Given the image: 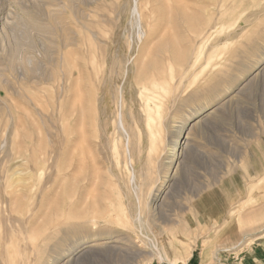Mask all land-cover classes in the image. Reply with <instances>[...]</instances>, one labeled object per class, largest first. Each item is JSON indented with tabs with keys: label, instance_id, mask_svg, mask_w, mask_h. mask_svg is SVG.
Segmentation results:
<instances>
[{
	"label": "rangeland",
	"instance_id": "1",
	"mask_svg": "<svg viewBox=\"0 0 264 264\" xmlns=\"http://www.w3.org/2000/svg\"><path fill=\"white\" fill-rule=\"evenodd\" d=\"M135 1L0 0V264H75L77 259L76 264H264V0H141L149 46L143 58L150 64L140 58L137 66L149 65L150 72L154 63L165 65L156 85L148 86L155 99L148 112L135 81ZM55 15L62 18L63 33L55 30ZM67 36L79 45L72 43L69 59L58 68L55 42ZM93 38L113 46L97 59L102 63L107 55L104 73L93 79L94 92L103 99L87 107L86 78L75 66L82 42ZM126 65L129 75L123 79ZM120 85L126 90L123 119L133 184L125 168L128 139L114 123ZM71 102L88 112L91 127L84 120L88 130L78 129L88 149L82 152V140L73 146L77 162L69 177L61 175L71 184L53 188L54 158L48 166L39 162L45 152L64 156L67 128L75 120ZM175 137L179 152L169 162L164 147ZM41 149L47 151L40 154ZM86 165L91 170L84 179ZM92 203L106 214L96 215L95 226L79 233L87 245L74 251L76 260L68 243L58 252L57 233L65 238L69 226L90 216L71 217L72 211ZM138 210L146 236L134 222ZM152 237L161 240L164 252L153 251ZM242 238L245 242L233 247ZM189 252L192 257L184 262Z\"/></svg>",
	"mask_w": 264,
	"mask_h": 264
},
{
	"label": "bare ground",
	"instance_id": "2",
	"mask_svg": "<svg viewBox=\"0 0 264 264\" xmlns=\"http://www.w3.org/2000/svg\"><path fill=\"white\" fill-rule=\"evenodd\" d=\"M55 1V0H54ZM63 2V1H62ZM61 2V3H62ZM53 4H55V2L53 3ZM142 4L143 3H141V0H139V1H135V4H134V6H133V8H132V12H131V16H133L134 17V19H135V28H136V30H137V39H138V43H137V54H136V57H135V59H134V66H135V69H136V71L139 69V67L137 66V64H139V62L140 61H142V60H140V58L141 59H144L143 60V63H144V61H146L145 60V58H143V56L145 57V55H144V51H145V49H147V47H149L148 46V40H147V32H148V30L146 31V29L145 28H148L147 27V25H148V23H147V25H146V23L143 21V14L144 13H142L143 11H142ZM49 5H51V4H49ZM56 5V4H55ZM58 6H60V5H57V7H56V9L58 8ZM53 7V6H52ZM52 7H51V9H52ZM144 8V7H143ZM59 10V9H58ZM57 10V11H58ZM56 11V10H55ZM58 13V12H57ZM53 14H55V13H52V15ZM59 14V13H58ZM51 15V16H52ZM56 17L52 20V22H54L55 23V30H57V34L59 33V32H62L61 31V29H60V25L62 24V18H60L58 15H55ZM145 17V16H144ZM197 24V23H196ZM196 24H194L195 25V27L194 28H197V26H196ZM59 25V29H56V27ZM133 25V24H132ZM203 26V25H202ZM53 27H54V25H53ZM190 27V26H189ZM199 28V27H198ZM201 29V28H200ZM199 29V30H200ZM68 30V29H67ZM88 30V29H87ZM194 31H196V29H193ZM69 31V30H68ZM71 31V30H70ZM193 32V31H192ZM63 33V32H62ZM65 33V32H64ZM191 33V32H190ZM55 34V33H54ZM56 34V35H57ZM73 34V33H72ZM158 34V33H157ZM68 35V34H67ZM76 35V34H75ZM165 35V34H164ZM66 36V35H65ZM68 36H70V35H68ZM68 36L67 37H65V38H63V40L61 41V42H59V40H57L55 43L53 42L52 44L54 45L55 44V46H56V48H57V57H56V65L58 66V68H59V66H63V63H64V59H65V57L67 58V55L69 56V54H70V50H67V49H69V48H71V45H72V43H74V45H79V42H77V40L75 41L74 40V38H73V41H71V37L70 38H68ZM95 36V35H94ZM57 37V36H56ZM64 37V36H63ZM158 37V36H157ZM164 37V36H163ZM58 38V37H57ZM149 38V37H148ZM60 39V38H59ZM96 39H98V38H93V39H89V40H87L86 41V44L84 43V42H82V44H83V46H84V48H83V51H82V53H81V55H79V56H77V58H78V61L75 59L76 58V56H75V60H76V68H78V70H76L77 71V73L78 74H83L84 75V78H86V81H84V82H82L83 84H85L86 86H84V85H82V86H84V87H86V89H87V95H88V103H87V107H89V106H93V105H98V103H100L101 102V100L103 99V97L100 95V92L98 91L97 92V94L98 95H96L95 94V92H94V88H95V84H94V81H93V79L95 78V79H97L101 74H100V72H101V70H102V72L104 73V66H103V64L104 65H106V60H105V58H106V56L105 57H103L102 59H103V61H102V63H101V61H100V63L98 62V58H99V56L101 57V56H103V51H105V49H107V48H110V47H112L113 46V43H105V42H103V43H105V44H103V43H100L99 41H101V40H96ZM101 39V38H100ZM127 39V38H126ZM150 39V38H149ZM154 39V38H153ZM55 40V39H54ZM102 40H103V38H102ZM159 41H160V39H158ZM157 40V38L156 39H154V41H158ZM105 41V40H104ZM108 42V41H107ZM161 42V41H160ZM58 43V44H57ZM126 43H127V41H126ZM132 41H129V48H127L128 50L132 47ZM154 43H156V42H154ZM154 43H152L153 45H155ZM159 43V42H158ZM157 43V44H158ZM151 45V44H150ZM156 46H158V45H156ZM160 46V48L161 49H163L162 48V46H161V44L159 45ZM159 46H158V51L157 52H159ZM54 47V46H53ZM151 47V46H150ZM179 47V46H178ZM177 47V48H178ZM114 48V47H113ZM153 48H157V47H153ZM164 48H167V47H164ZM176 48V47H175ZM176 48V49H177ZM102 49H104V50H102ZM165 50H167V49H165ZM171 50V49H170ZM178 50V49H177ZM70 51V52H69ZM154 51V50H153ZM161 51L162 50H160V54H163L162 56H164V53L165 52H163L162 51V53H161ZM181 51V50H180ZM169 53L171 52V51H168ZM176 52V51H175ZM55 53V54H56ZM108 53V52H107ZM177 53V52H176ZM105 54V53H104ZM171 54V53H170ZM178 54V53H177ZM78 55V54H77ZM153 55V54H152ZM55 56V55H54ZM114 56V55H113ZM149 55H147V57H148ZM160 57V55H159V58H161L160 60H162L164 57ZM165 56H166V53H165ZM174 56V55H173ZM178 57V56H177ZM151 58V59H150ZM149 59L150 60H152V57H150ZM157 58V57H156ZM174 58V57H173ZM30 59H32V58H30ZM67 59H69V57L67 58ZM72 59V58H71ZM148 59V60H149ZM165 59H166V57H165ZM101 60V59H100ZM132 60V58H130L129 59V61H128V63L130 62ZM140 60V61H139ZM153 60H155V59H153ZM177 60H178V58H177ZM179 60H181V58L179 59ZM31 61V60H30ZM71 61V60H70ZM72 61H74V60H72ZM78 62H80V64H78ZM127 62V61H126ZM149 62V64H150V61H148ZM148 62H145V63H147L148 64ZM162 62V61H161ZM28 63V62H27ZM67 63V62H66ZM72 63H74V62H72ZM110 63V67L112 68V67H114L115 65H116V61L113 59L112 61H110L109 62ZM120 63V62H119ZM144 63V64H145ZM30 64V63H29ZM37 64V63H36ZM43 64V63H42ZM42 64H40V65H42ZM39 65V64H38ZM67 65V64H66ZM71 65H73V64H70L69 66H71ZM120 65H122V64H119V67H120ZM141 65V64H140ZM68 66V67H69ZM123 66V65H122ZM148 67H149V65H147ZM147 66L146 65H143L142 66V69L140 70H138L137 72L138 73H136L137 75H136V78H135V81H136V83H137V86H138V89H139V91H138V96H139V99H140V101H142V102H144V105L147 107V112H148V107L150 106V101H153V99L154 98H152L151 96H148V94H147V91H148V86H150V85H156L155 84V77H162V75L164 74V70H165V68H164V66H163V64H161V63H154V64H152V69L153 70H151L150 72H149V70H146L147 69ZM66 67V66H65ZM74 67V68H75ZM105 67H107V66H105ZM138 67V68H137ZM141 67V66H140ZM151 67V66H150ZM70 68H72V67H70ZM122 68V67H121ZM106 69V68H105ZM26 70H28V69H26ZM123 70V69H122ZM122 70H121V72H122ZM120 71V70H119ZM101 72V73H102ZM68 73H70V72H68ZM74 73V72H73ZM55 74V73H54ZM53 74V72H52V75H54ZM75 74V73H74ZM100 74V75H99ZM123 74V79H125L128 75H129V69L127 68V65L126 66H124V73H122ZM55 75H57V74H55ZM54 75V76H55ZM71 75V74H70ZM70 75H69V78H70ZM135 75V74H134ZM47 76V75H46ZM53 76V78H55ZM75 76V75H74ZM77 76V75H76ZM82 76V75H81ZM83 77V76H82ZM102 77V76H101ZM114 77V76H113ZM51 78V77H50ZM78 78V77H77ZM42 79V78H41ZM56 79V78H55ZM54 79V80H55ZM70 79H72V77L70 78ZM75 79V78H74ZM79 79V78H78ZM120 79V78H119ZM154 79V80H153ZM40 80V79H39ZM53 80V79H52ZM42 81H44V78L42 79ZM80 81V80H79ZM82 81V80H81ZM51 82V81H50ZM53 82H56V81H53ZM52 83V82H51ZM68 83H69V81H68ZM75 83V82H74ZM74 83H72V84H74ZM76 84H77V82H76ZM123 84V83H122ZM81 84H79L78 85V87L77 86H75V87H77V88H79V87H81L80 86ZM71 86V83H70V85H69V87ZM74 86V85H73ZM73 86H71L72 87V89H71V91L74 89V87ZM53 87H54V85H53ZM76 88V89H77ZM82 88L83 87H81L80 89L82 90ZM56 89V88H55ZM80 89H78V90H80ZM118 94L116 95V105L118 106V110H117V114H116V122H114L115 124H116V126H117V128L120 130V131H122L125 135H126V137H127V139H128V144H127V147H126V152H127V154H126V166H125V168H126V170H128V172H129V177H128V180H129V183L130 184H133L134 183V181H135V174L130 170V164L129 163H131V165H132V156H131V149H130V139H129V135H128V132H127V130H126V127H125V124H124V119H123V117H124V113H123V106H124V94H125V89L123 88V86H119L118 88ZM77 92V91H76ZM84 92V91H83ZM82 92V93H83ZM71 93V92H70ZM69 93V94H70ZM74 93V92H73ZM78 93H79V91H78ZM77 94V93H76ZM73 96H74V94H72ZM79 95V94H78ZM76 96V95H75ZM84 96H85V93H84ZM70 97V96H69ZM78 97V99H79V96H77ZM73 98V97H72ZM80 98H81V95H80ZM86 97H84V99H85ZM71 101L73 100V99H71V98H69ZM77 99V98H76ZM76 99H74V100H76ZM77 99V100H78ZM82 99H83V96H82ZM70 100H69V102H70ZM73 100V101H74ZM81 100V99H80ZM79 100V102H81ZM155 100V99H154ZM71 103H74V104H76L77 103V101H76V103L75 102H71ZM54 104V103H53ZM68 105H71L70 103H67ZM73 104V107H72V109H71V115L72 116H74V117H76V118H74L73 117V119H75V120H72V122H70L69 123V125H68V133H66L67 134V136H65V137H68L69 139H68V141H67V138H66V141H67V143H66V145L63 147V150L61 151L62 152V154L64 153V156L62 157V155L60 154V153H58V154H56L55 152H53V155L52 154H48V153H46L45 151H47V150H45L44 151V149H41L42 151H41V153L40 154H42V152L44 151L45 153L42 155L43 157V159L42 160H40V162H39V166L40 165H47L46 163H47V161H48V158L50 159V160H52L53 161V158H54V160H55V163H53V167L55 166V168H56V170H57V173H56V179L54 178V180L55 181H53L52 182V185L51 186H54L53 188H62L63 189V187L65 188V183H67L69 180L66 178L65 179V181L64 180H62L61 179V175L62 174H67V177H69V175L72 173V169H74V163L75 162H77L76 161V159L74 158V153H72V149H73V146H75L77 143L79 144V142H80V144H81V140H82V144H81V146L80 147H82V145H85V149H84V151H82V152H85L86 151V149H88L87 148V146H86V143L85 144H83V142H85V139H86V137L85 138H83V136L81 135L82 133V129H83V126L85 125L86 126V124H89V126L91 127V125H90V122H89V120H87V118L84 116L85 114L87 115V117L89 118V116H88V112L86 111V107L85 108H83V107H81V105L80 106H78V104H76V105H74ZM56 105V104H55ZM143 105V106H144ZM67 106V105H66ZM116 106V107H117ZM144 106V107H145ZM52 107H53V105H52ZM63 107V106H62ZM61 108V107H60ZM66 108V107H65ZM65 108H64V110H65ZM53 110V109H52ZM62 108H61V112H62ZM68 111V110H67ZM66 111V112H67ZM65 112V111H64ZM63 112V113H64ZM69 112V111H68ZM49 113V112H48ZM52 113V112H51ZM50 113V114H51ZM150 113V112H149ZM148 113V114H149ZM57 114H59L58 112H57ZM62 114V113H61ZM66 114V113H65ZM71 116V117H72ZM81 116V117H80ZM53 117H54V115H53ZM62 117V116H61ZM84 117H85V119H84ZM60 118V117H59ZM80 118V119H79ZM68 119H70V118H68ZM68 119H67V122H68ZM90 119V118H89ZM148 122L150 123L151 121H152V118H151V116H149L148 117ZM66 120V119H65ZM64 120V121H65ZM84 120H87L89 123H86L85 124V122L86 121H84ZM61 121V120H60ZM91 121V120H90ZM63 122V121H62ZM67 122H66V124H67ZM58 123V122H57ZM61 123V122H60ZM65 124V123H64ZM63 123H62V125H64ZM79 126H80V128H79ZM84 126V127H85ZM87 127V126H86ZM85 127V129H87ZM60 128H62V127H60ZM78 129H80V133L78 134ZM84 129V130H85ZM61 130V129H60ZM83 130V131H84ZM88 130V129H87ZM87 130L84 132V133H86L87 132ZM98 130V129H97ZM55 131H56V129H55ZM64 131V130H63ZM52 132H53V130H52ZM55 133V132H54ZM59 133V132H58ZM87 134V133H86ZM99 134V133H98ZM90 135V134H89ZM60 136V135H59ZM64 136V135H63ZM63 136H62V138H63ZM84 136H85V134H84ZM93 136V135H92ZM87 137L88 138H90L91 139V135L90 136H88L87 135ZM61 138V139H62ZM87 138V139H88ZM99 139V138H98ZM89 141V140H88ZM87 141V142H88ZM77 144V146H79ZM60 145H61V143H60ZM178 145H179V143H178V139L175 137L174 139H173V141L172 142H170V143H168V144H166L165 145V147H164V152H165V157H166V159L169 161V162H173L174 161V159H175V157L177 156V154H178V152H179V149H178ZM45 146V145H44ZM76 146V147H77ZM46 147V146H45ZM62 147V146H61ZM75 147V148H76ZM79 147V148H80ZM78 148V147H77ZM76 148V149H77ZM78 148V149H79ZM76 149H74V150H76ZM82 149L80 148L79 149V152L81 151ZM64 151V152H63ZM89 151V150H88ZM40 152V151H39ZM79 152H78V154H79ZM82 152H80V154L82 153ZM89 153H90V151H89ZM40 154H38L37 156H39ZM75 154H77V153H75ZM85 153H82L81 155H84ZM86 155H89V154H85V156ZM84 156V157H85ZM90 156H91V154L89 155V158H90ZM162 156H163V154H162ZM41 157V156H40ZM39 157V159H41ZM61 157L62 158H65V161H66V159H67V161H66V166L63 168L62 167V164L60 163V161H61ZM81 157V156H80ZM87 158H88V156H87ZM88 158V159H89ZM38 159V157H37V161L39 160ZM90 160V159H89ZM51 162V161H50ZM49 162V163H50ZM62 162V161H61ZM90 162V161H89ZM76 164V163H75ZM91 164H92V166H94V163L92 162V163H89V165L91 166ZM79 165H80V163H79ZM36 166V165H35ZM38 166V167H39ZM48 166V165H47ZM87 166V176H86V174L84 173V172H81V173H83L85 176H83V174L82 175H80V176H83V177H86V178H84V179H87L88 178V175H90V173L88 174V168H90V170H91V167H89L88 165H86ZM41 167V166H40ZM36 168V167H35ZM48 167H46V169H47ZM38 169V168H37ZM36 169V170H37ZM40 169V168H39ZM38 169V170H39ZM42 169H43V167H42ZM44 169H45V167H44ZM78 169H80V168H78ZM49 170H50V168H49ZM48 170V171H49ZM54 170V169H53ZM80 170H82V168L80 169ZM84 170H85V167H84ZM51 171V170H50ZM50 171H49V173H50ZM45 171H43V173H44ZM40 175H41V173H39ZM45 174V173H44ZM77 175H78V173H77ZM45 176V175H44ZM44 176H43V179H44ZM71 177V176H70ZM72 177H73V175H72ZM75 177H76V175H75ZM83 177L81 178L82 179V181H83ZM124 177V179H125V176H123ZM127 178V177H126ZM78 179H80V177L78 178ZM77 179V180H78ZM71 180H73L74 181V179H71ZM89 180V179H88ZM64 181V182H63ZM72 181V182H73ZM76 181V180H75ZM75 181L72 183V184H75ZM77 182V181H76ZM90 182V181H89ZM88 182V183H89ZM70 183V181L68 182V184ZM79 183V182H78ZM84 183H86V182H84ZM83 183V184H84ZM87 183V184H88ZM166 183V180L163 182V184L159 187V188H157L156 190H155V192H154V196H152L153 198H156L157 196H158V194H159V192L161 191V189H162V187L164 186V184ZM65 184V185H64ZM71 184V183H70ZM77 184V183H76ZM80 184V183H79ZM82 184V183H81ZM80 184V185H81ZM90 184H91V182H90ZM68 186V185H67ZM66 186V187H67ZM69 186H71V185H69ZM71 187H74L73 189H75V188H77V186L75 185H72ZM69 188V187H68ZM64 190H67V189H64ZM82 190V189H81ZM61 191V190H60ZM63 191V190H62ZM61 191V192H62ZM86 191V190H85ZM82 192V191H81ZM90 194V193H89ZM58 195H60V193H58ZM99 203V202H98ZM101 203V202H100ZM99 203V204H100ZM86 204H87V202H86ZM85 204V205H86ZM94 204V205H93ZM96 203H92V206H90L91 208L93 207V206H95V207H93L92 209L90 208V207H86V206H84L83 205V207H86L87 209H85V210H83L84 208H82V206H81V209L83 210V211H81V209H79L80 210V212L78 211V210H73L72 211V213L70 214V212H68L70 215H71V217H72V215H75V216H77V215H81V217L83 216V215H85L84 217H86L87 215H90V216H87V217H89V218H87V219H85V218H80V219H83V220H81L79 223H77L76 225H71V226H69L68 228H67V236L65 237V238H62L61 237V233H57L58 234V236H57V238L55 239V238H53V239H55L56 240V249H58V252L59 251H62L63 249H64V247L66 248L67 246H64V243L66 244V243H68V246H69V248H70V250H69V252L71 253L72 251V256H73V258L75 259L76 258V256L77 255H75V253H74V251L76 250V249H78V248H80V247H85L86 245H87V239H86V237H83L82 235H80L79 233H83V231L85 232L86 230H88L90 227H92L93 225L95 226V221L97 220V217H99V216H96V215H101V217H102V215H105L104 214V212H102L100 209H98V208H96V205H95ZM98 205V204H97ZM101 206V205H100ZM105 206H107V205H105ZM104 206V207H105ZM57 207V206H56ZM59 207V206H58ZM108 207V206H107ZM107 207H106V209H107ZM110 208V207H109ZM58 211H60L61 213H62V211H61V208H56ZM70 209V208H69ZM72 209V208H71ZM71 209H70V211H71ZM105 209V210H106ZM109 210V209H108ZM104 211V210H103ZM58 213L57 212V214H56V211H55V214L56 215H61V213ZM106 212V211H105ZM110 212V211H109ZM64 213H66V212H64ZM68 213H66V214H68ZM54 214V213H53ZM54 214V215H55ZM68 214V215H69ZM64 215V214H63ZM108 215V214H107ZM62 219V218H61ZM142 212H141V210H138L137 211V214H136V216H135V219H134V222L135 223H138L139 225H140V231H142L143 232V222H142ZM70 221V220H69ZM57 223V222H56ZM75 223H76V221H75ZM74 223V224H75ZM133 223V222H132ZM134 224V223H133ZM68 226V225H67ZM59 231H60V229H59ZM57 232V231H56ZM61 232V231H60ZM140 234V233H139ZM141 235H142V233H141ZM143 235H145V233L143 232ZM147 235V234H146ZM145 235V236H146ZM149 235V234H148ZM142 237H144V236H142ZM157 237V236H156ZM156 237H152V239H148L149 240V242L151 243V247H153L152 249H153V251H154V249H156L157 251H159V249H161V253H162V251H163V249H164V247H163V245H161L160 243H159V241H161V240H159L158 241V239L156 238ZM149 238V237H148ZM55 242V241H54ZM245 242V240H244V238H242V239H240L239 240V242L236 244V245H234L233 247H238L240 244H242V243H244ZM163 244V243H162ZM64 246V247H63ZM149 246H150V244H149ZM96 248V247H95ZM112 248V247H111ZM49 250V249H48ZM155 250V251H156ZM58 252H57V254H58ZM164 252V251H163ZM87 253H89V251L88 252H85V253H83L84 255H86ZM56 254V253H55ZM82 254V255H83ZM156 253H154V255H155ZM62 255V254H61ZM81 255V256H82ZM157 255H158V253H157ZM160 258H161V255L159 256ZM162 257H164V256H162ZM167 257V256H166ZM191 257H192V252H189L188 254H186V256H184V258H183V261L184 262H188L190 259H191ZM83 258V257H82ZM72 259V258H71ZM76 260V259H75ZM162 260V259H161ZM165 260H168L167 258L165 259ZM178 260H180V258L178 259ZM56 261V260H55ZM59 261V260H58ZM73 261V260H72ZM164 261V260H163ZM77 262H78V259H77ZM76 262V263H77ZM181 262V261H180ZM75 263V264H76ZM170 263H171V261H170ZM52 264H53V262H52Z\"/></svg>",
	"mask_w": 264,
	"mask_h": 264
}]
</instances>
